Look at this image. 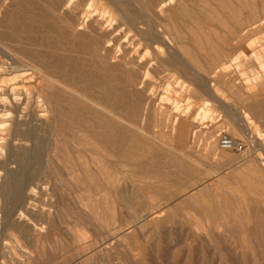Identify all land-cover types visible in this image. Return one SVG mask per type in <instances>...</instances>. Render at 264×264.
<instances>
[{
  "label": "rangeland",
  "instance_id": "1",
  "mask_svg": "<svg viewBox=\"0 0 264 264\" xmlns=\"http://www.w3.org/2000/svg\"><path fill=\"white\" fill-rule=\"evenodd\" d=\"M125 1L128 6L131 3L130 7L134 6L133 0H129L130 2L128 0ZM12 2L9 0L4 8H11L10 5ZM184 2L186 4L185 6H188L186 12L174 11L173 15H175L174 17L179 25L184 24V30L187 36L184 51L186 57L184 58L190 69L198 67V78L189 76L187 81L190 79V81L195 80L192 82L189 81L190 84H188L186 90L182 92L177 89L179 92L175 90L169 95H166L163 93L164 75L160 74L162 76L160 77L158 73H154V76L151 78L154 86L150 95L155 97V107L153 109L156 112H150L153 110L150 109L151 105L149 104L146 112L140 113L138 128L136 127L134 129L129 128L126 125L127 123L123 124L120 121L111 119L109 112H93L84 106L80 99L74 98L73 100L75 102L68 99V105L64 107V116L66 118L63 116L65 122H63V125L66 128L68 140L59 141L58 144L55 139L57 133L53 128H43V131L41 129L38 133L43 139L41 145V148H43V157L40 166L42 167V171L36 173L32 163L28 161V163L23 164L22 170L24 172H21V176L24 174L23 178H25V183L27 179L26 186L24 185L27 189L23 193L25 197L23 196V200L18 205L16 204L17 206L14 205V207H11L13 206L11 203L13 197H11L12 194L10 192L7 203L3 205L4 207L0 206L2 215L6 214L5 223L7 225L3 230L4 220L0 217V232H2V234L0 233V241L2 242L0 247V264H8L9 262L17 264L21 260V263L24 262L23 264H83V262L88 264V262L91 263L92 261L91 264H144V262L145 264H187L185 260L190 264H264V166H262L264 165V114H257L259 123L255 125L252 122V125H250L251 133L248 134H244L233 123L237 112H264V73L260 69V64L254 62L251 58L256 52L264 53V24L261 26L263 29L260 27L255 29V31L240 33V29L243 27L258 22L259 20L264 21V0H202L204 3L201 0H183ZM215 6H219V8ZM230 7L231 10H229ZM220 8L221 10H219ZM197 12L200 13L198 14ZM209 15L213 18H210ZM195 17L196 19H194ZM207 18L210 21H207ZM164 50L165 54H168V49ZM3 52L8 54L9 58H7L13 59L16 65L21 63L19 58L13 56L10 51L6 50ZM0 57H3V55ZM235 58H237L236 61ZM3 59L5 60L6 58ZM237 62L242 63V66ZM241 68L246 71L248 70L247 72L251 70L249 72L250 74L241 70ZM214 71H218L217 76L219 75V78L216 76L212 79L211 76ZM191 72L193 71L191 70ZM209 72L210 74H208ZM255 73L256 75L254 77L253 75ZM0 75V89H7L3 77L9 76V74ZM260 75L263 77H260ZM252 76L253 78L250 79ZM257 77L260 78L258 79ZM203 83L209 85L211 89L213 88L216 94L211 93L210 89L208 91L207 86ZM89 86V83H86V88L92 92V86L91 88ZM8 96H10L9 93ZM93 96L95 97V94ZM78 100L81 102L79 103ZM208 101L209 103H207ZM175 102H177V105ZM33 107L34 105H32V109ZM80 107L83 108L81 109ZM10 108H3L2 105L0 107V115L6 116V110ZM32 109L31 107L29 108L30 111ZM69 109H73V111L70 112ZM29 110L27 112H15L10 109L13 116L11 118L13 120L11 122L12 125H15V122L20 118L22 121L23 119L28 120L33 126H39L41 124L40 122L48 121L50 123L53 120L51 113L46 114V119H41L40 121L34 120V115L39 112H30ZM205 110L210 111L208 116L203 113ZM64 113L62 112V115ZM202 113L203 115H201ZM118 114L122 115L124 112H119ZM25 116L29 119H25ZM68 119L69 121H67ZM110 120L111 123H109ZM116 123L119 125H116ZM183 125L188 136L181 142L179 133ZM118 127L120 128L118 129ZM191 128L193 130L195 128V131H198L197 134H192L194 137L191 136L190 132L193 131ZM76 129L77 131H75ZM222 130H226L236 141L244 144V151L235 152L220 149L218 145V133ZM123 131L125 134H123ZM205 136L212 140V145L208 143ZM76 137L77 139L75 141ZM106 137L108 141L105 139ZM99 139L102 143H100ZM178 140L179 142H177ZM3 142L6 143V150L3 154L2 152L0 154V170L3 171V175L0 178V188L6 186L5 188L9 189L13 178L10 179L8 171L17 169L14 163H11V161L8 163L10 150H15L14 152H16V150L30 148L32 144L11 141L8 131L2 130L0 124V144ZM96 143L100 144L97 145ZM101 145L105 149L102 150ZM110 148L111 150H108ZM124 151L125 153H123ZM110 152L113 153L111 154ZM60 154L64 155V159L57 162L56 156ZM92 156L97 158H92ZM69 159L75 162L72 163ZM223 159L226 161L223 162ZM97 160L101 162L104 172L99 171L97 173L98 171L95 170L96 180H90L87 177L80 178L79 181L75 177L71 179L68 174L70 170L66 165L69 167H81L82 163H88L89 166L94 167L93 164ZM52 161L55 163L54 165H56L57 170L51 166L50 162ZM98 175H102L101 178L104 179H101ZM106 176L113 177L111 180H107L108 178ZM120 177L122 178L120 179ZM117 179L118 182L116 181ZM2 183L4 184L2 185ZM33 188H37L33 193L34 196L31 194L32 192L30 193ZM105 190L107 191L105 192ZM127 195L131 198L127 197ZM192 196H194V199ZM0 197L2 199L4 198V194L1 192ZM103 197L106 198L104 199ZM92 198L93 201H91ZM30 199L33 201L31 200V202ZM185 199H188V201ZM34 201H36V204ZM32 205L35 206L32 207ZM89 205L91 207L98 205L97 207L103 209L102 211L105 214L104 221L109 225L111 224L110 227H113H111V230L105 229L103 222L98 220L94 221L95 219L90 213L92 208ZM105 206L111 208V211L108 212L105 210L107 209ZM158 206H161V208ZM6 207L7 209H5ZM155 207L158 208L155 209ZM225 207L226 209H224ZM12 208H18L16 213L14 212L15 210L12 211ZM10 211L14 216L10 215L12 214ZM20 211H24L25 216H20ZM155 211L158 212V217L156 218L152 214ZM62 212H67L70 216H66L65 214L67 213L63 214ZM26 215L28 216L26 217ZM207 215L209 216L207 217ZM10 216H13V219ZM78 219L81 220L79 221ZM144 220L145 222H143ZM170 220L174 222H170ZM32 221H35V226ZM18 223L23 224L19 226ZM142 226L144 227L142 228ZM158 227L161 228H159V231ZM30 228L34 229L31 230ZM195 230L197 233L193 232ZM235 231L236 234L234 233ZM215 237L216 240L213 239ZM13 239L15 240L13 241ZM18 241L22 249L17 245ZM32 242L33 244L31 245L30 243ZM6 245L9 247H6ZM81 245L84 246L82 247ZM23 246L25 250L27 247L26 251L23 249ZM245 247L247 248L245 249ZM252 247L256 252L252 250ZM4 252L9 258L5 256ZM87 253L89 255L88 257L86 255ZM39 255H42L41 258ZM94 257H96V260Z\"/></svg>",
  "mask_w": 264,
  "mask_h": 264
},
{
  "label": "bare ground",
  "instance_id": "2",
  "mask_svg": "<svg viewBox=\"0 0 264 264\" xmlns=\"http://www.w3.org/2000/svg\"><path fill=\"white\" fill-rule=\"evenodd\" d=\"M8 1L9 0H0V56L3 55V57H0V74H4V75L5 74H9V76L3 77L4 78L3 81L6 82L7 89H0V107L3 105V108L4 107L5 108L11 107L10 109L14 110L15 112H21V111L22 112H27V110H29L30 107L32 109V105H34L33 109L31 111L30 110L29 111L30 112H39L38 114L34 115V117H33L34 120H38V121H40L41 119H46V114L47 113H51L53 115L52 122H50V123L48 121L47 122H40L41 124L39 123L40 124L39 126H33V125L30 124L31 122H28V120H24L23 119V121H22V120H20L21 118L18 121L15 122L16 123L15 125H12L11 122H13V120L11 118H13V116H12V112H10V109L6 110L7 113L3 112L4 111V109H3L2 112L6 113L7 114V115L5 114L6 116H1L0 115L1 129L4 130V131H8V134L10 135L11 141H13V142L14 141H16V142H24V143H31L32 144V146L30 148H25L23 150H16V152H14L15 150L14 151L10 150V158L8 160V163H9V161H11V163H14L16 165L17 169L12 170V171L11 170L8 171V175L10 176V179L13 178L12 179V183L10 184V188L9 189L5 188L6 186L5 187L2 186L3 188H0V192L2 194H4V198L3 199L0 197V206H3L5 203H7L8 199H9V194L11 192V194H12L11 197H13L12 202H11L13 204V206H11V207H14V205H16V204L18 205L19 202L21 203V201L23 200V196L25 197V195L23 194L24 190L27 189L25 187L26 186L25 184L27 183V179H26V183H25V178H23L24 174L21 176V174H22L21 172L23 171L22 170L23 164H25L28 161V162L32 163L33 169L35 170L36 173H39L40 171H42L41 170L42 167H40V166L42 164V157H43V152H42L43 148H41L43 139H42V137H40L38 132L41 129H42L41 131H43V128H50L51 127L57 133V137L55 138L57 143L59 141H62V140H66V139L68 140V134L66 133V128L63 125L65 123L64 122V118H63V116L65 115L64 107H66L65 105H68L67 104L69 102L68 99H71V100H73L74 98L80 99L83 102L84 106H86L87 108H89L93 112H107V113L109 112L111 119L116 120V121H120V123H123V124L127 123L126 125H128L129 128L131 127L132 129H134V128L137 127V125H139L138 121H139L140 113L146 112L147 106L149 104L151 105L150 109L153 110V111H150V112H156L153 109L155 107L154 106L155 97L150 95V93L152 91V88L154 86L152 84V81H151L152 80L151 78L154 76V73H158V76L160 74L164 75L163 80L164 79L165 80H164V86H163V88H164L163 93L166 94V95H169L171 92H173L175 90L176 91L179 90V91H182V92L184 90H186V88L188 87V84H190L189 81L191 80L189 78L190 80L187 81V78L189 76H191L192 78H196L197 74L199 73V70L197 69L198 67L196 68L194 66H193L194 67L193 69H190L188 64H187V62H186V60H185V58H184V57H186L184 51H185V47H186V41L185 40H186V37H187L186 33H185V30H184V24L179 25L177 23L175 17H174L175 15H173L174 11L181 12V13L184 12V11L186 12V8L188 6L187 7L185 6L186 4H185V2L183 3V0H133L134 1L133 2L134 3L133 4L134 8L130 7V5L132 3L128 6L126 4L125 0H10V2L13 1L12 4L10 5L11 8L5 9L4 7L8 3ZM201 2H202V0H201ZM202 3H204V2H202ZM210 4H212V3H210ZM206 5H207V3H206ZM216 5H217V3H216ZM219 6L218 7L215 6V7L219 8ZM221 7H223V6H221ZM231 7H233V6H231ZM231 7H230L229 10H231ZM258 8H260V7H258ZM203 9H205V8L203 7ZM219 10H221V8ZM198 11H199V9H198ZM202 12H201V14H202ZM254 13H256V12H254ZM178 15H179V13H178ZM183 15H185V14H183ZM202 15H204V14H202ZM197 16H199V15H197ZM210 16L211 15H209V17ZM196 17L194 19H196ZM255 17H257V16H255ZM187 18H189V16H187ZM208 18H207V21L209 20ZM210 18H213V17H210ZM230 18H231V16H230ZM263 24H264V21L263 20H259L258 22L252 23V24L240 29V33H248V32L253 31V30L255 31V29L260 28ZM231 30H232V28H231ZM164 49H168V51H169V52L167 51L168 54H165V50ZM6 50L10 51L13 56L19 58L21 63L16 65V63L13 61V59H11V58L8 59L9 55L5 54V52H3V51H6ZM162 52H164V53H162ZM3 58H6L5 60H7V61H5ZM251 58H252V60L254 62H256V63L258 62L260 64V69H261L262 73H264V53L256 52V53H254L252 55ZM236 60H237V58H235V61ZM253 61H251V62H253ZM191 63H193V62H191ZM237 63H240V62H237ZM240 65L242 66V63H240ZM191 70L193 72H191ZM241 70H244V69L241 68ZM244 71L246 73H249L251 70H249V72H247L248 70L247 71L244 70ZM208 74H210V72ZM217 74H218V71H214L212 73V76H211L212 79L214 77H216ZM257 74H259V73H257ZM255 75H256V73L253 76L255 77ZM218 76H217V78H219ZM253 76L250 77V79L253 78ZM160 77H162V76L160 75ZM260 77H263V76L260 75ZM193 80H195V79H193ZM192 81H190V82H192ZM208 81H210V80H208ZM212 82H210V83H212ZM86 83H89V85H90L89 87L90 88L92 86V88H91L92 92L89 91L88 88H86ZM204 85L207 86L208 91L210 89L211 93L216 94V91L213 90V88L211 89V87H209V85H207V84H204ZM197 91L199 92V90H197ZM157 92H159V91H157ZM8 93H9L10 96H8ZM94 94H95V97L93 96ZM154 94L156 95V93H154ZM214 94H212V95H214ZM166 95H163V96H166ZM214 96H216V95H214ZM159 100H160V98H159ZM81 101H79V103ZM162 101H163V99H162ZM176 103L177 102H175V104ZM207 103H209V101ZM70 106H73V105H70ZM77 107H79V106H77ZM70 108H72V107H70ZM80 108L82 109L83 107H80ZM148 108H149V106H148ZM73 109H71V110L69 109L70 112L73 111ZM81 109H80V111H82ZM180 110H181V108H180ZM258 111H260V110H258ZM40 112H41V114H40ZM62 112L64 113L63 115H62ZM117 112L118 113L119 112H121V113L124 112V114L121 115V114H118ZM203 113L208 116L210 111L205 110ZM203 113L201 115H203ZM28 114H30V113H28ZM64 117L66 118V116H64ZM107 117H108V115H107ZM141 117H142V115H141ZM156 117H158V116H156ZM25 119H29V118H26V116H25ZM108 119H110V118H108ZM240 119H241V117H240ZM32 121H33V119H32ZM67 121H69V119ZM71 122H73V120H71ZM155 122H154V124H155ZM244 122H246V121H244ZM109 123H111V120H110ZM190 124H191V122H190ZM67 125H68V123H67ZM116 125H119V124L116 123ZM74 127H72V128H74ZM119 128L120 127H118V129ZM184 128H185L184 125L181 126V128H180V133L179 134H180L181 142H183L185 140V138H187L186 136H188L187 132H186V130ZM75 131H77V129ZM193 131H195V128H194ZM193 131L190 132L191 136H193L194 134H197V132H198V131H195V132H193ZM68 132H69V130H68ZM106 132H107V130H106ZM139 133H140V131H139ZM106 134H108V133H106ZM123 134H125V132ZM209 134L211 135V133H209ZM96 136H98V135H96ZM96 136H95V138H96ZM101 136L103 137V135H101ZM195 136H197V135H195ZM107 137H108V135H107ZM107 137L105 138L106 140H107ZM206 138H207L208 143H210L212 145V140L210 138H208V137H206ZM76 139H77V137L75 138V141H76ZM121 139H123V138H121ZM94 140L96 141V139H94ZM72 141H70V142H72ZM87 141H86V143H87ZM99 141H100V139H99ZM114 141H115V139H114ZM103 142H105V141H103ZM177 142H179V140ZM72 143H74V142H72ZM89 143H90V141H89ZM100 143H102V141H100ZM118 143H120V142H118ZM5 144H6L5 142L0 144V154H1V152H2V154L5 152V150H6ZM99 144H97V145H99ZM114 146H115V144H114ZM114 146H112V148H114ZM177 146H179V145H177ZM101 147H102V145H101ZM104 147H106V146L104 145ZM103 149H105V148L102 147V150ZM108 150H111V148L108 149ZM86 151H88V150H86ZM99 151H100V149H99ZM102 152H104V151H102ZM89 153H90V151H89ZM91 153H93V152H91ZM123 153H125V151ZM169 157H171V156H169ZM188 157L190 158L189 155H188ZM92 158H97V157H93L92 156ZM62 159H64V155L63 154H60V155L56 156V161L57 162H60V160H62ZM81 160H82V156H81ZM262 160H263V158H262ZM98 161L99 160L94 162V164H93L94 167L93 166H89L88 163H82L81 167L80 166H70L69 167L68 165H66V167L70 170L68 174L70 175L71 179L75 177V179H77L78 181L80 180V178H83V177H85V178L87 177L90 180H96L95 179V176H96V171L95 170L98 171L97 173H99V171L100 172H104V170L102 169L103 167L101 166V162H98ZM224 161H226V160L223 159V162ZM74 162H72V163H74ZM50 164H51V166H53L56 169V165H54L55 163H53V161L50 162ZM260 164H261V162H260ZM262 166H264V165H262ZM46 169H47V167H46ZM105 169H106V167H105ZM116 172H118V171H116ZM2 175H3V171L0 170V178H1ZM38 175H40V174H38ZM101 176L102 175H100L99 177L101 178ZM106 177L108 179L107 178H105V179L111 180V178L113 176L112 177L111 176H106ZM121 178L122 177H120V179ZM97 179H99V178L97 177ZM101 179H104V178H101ZM59 181L61 182V180H59ZM64 181L66 182V180H64ZM116 181L118 182V179ZM71 183H72V181H71ZM105 183H106V181H105ZM108 183H109V181H108ZM3 184L4 183H2V185ZM65 185H66V183H65ZM113 188H114V186H113ZM35 189H37V188H35ZM35 189L34 188L31 189L30 193L32 192L31 193L32 195L35 192ZM106 189H107V187H106ZM54 190H55V188H54ZM106 191L107 190H105V192ZM108 191H109V188H108ZM111 192L113 193V191H111ZM84 193H86V192H84ZM94 194H96V193H94ZM93 195H92V197H93ZM124 196H123V198H124ZM127 197H129V196L127 195ZM192 197L194 199V196H192ZM129 198H131V197H129ZM31 200L32 199H30V201ZM115 200H116V197H115ZM185 200L188 201V199H185ZM85 201H87V200H85ZM91 201H93V198H92ZM35 202L36 201H34V203ZM131 202H133V201H131ZM86 204H88V203H86ZM117 204L120 205L119 203H117ZM29 205H30V203H29ZM29 205H27V206H29ZM82 205H84V204H82ZM104 205H105V203H104ZM33 206H35V205H32V207ZM86 206H88V205H86ZM97 206L94 205L93 207H91L89 205V207L92 208L91 212H90L91 216L95 219L94 221L98 220L100 222H103V226L105 227V229H110L111 230V227H112V226L110 227L111 224L109 225L108 223H105V221H104V219H105L104 215L105 214L102 211L103 209H100ZM119 207H121V206H119ZM158 207L161 208V206H158ZM158 207H155V209L158 208ZM85 208H87V207H85ZM105 208H107L105 210H107L108 212L111 211V208H108V206L107 207L105 206ZM5 209H7V207ZM12 209L11 210L12 211L15 210L14 212L16 213L18 208L17 209L12 208ZM224 209H226V207ZM3 211H5V210H3ZM156 211L154 213H152L153 215H155L154 216L155 218L158 217L157 216L158 212H156ZM6 213H7V211H6ZM64 213H67V212H64ZM105 213H106V211H105ZM116 213H117V211H116ZM144 213H146V212L144 211ZM148 213H149V211H148ZM87 214H89V213H87ZM5 215L6 214L2 215L1 209H0V217H2V219L4 220V223H3V226H2L3 230H4V228L7 227V225L5 223ZM10 215H13V213L10 214ZM65 215L67 216L69 214L67 213ZM142 215H143V213H142ZM191 215H193V214H191ZM230 215H231V213H230ZM13 216L12 217L10 216V217L13 219ZM20 216H25L24 211H20ZM27 216L28 215H26V217ZM120 216H121V214H120ZM174 216H172V217H174ZM208 216L209 215H207V217ZM32 217H33V215H32ZM144 217L146 218V216H144ZM169 217L171 218L170 215H169ZM212 217H213V215H212ZM60 218H58V219H60ZM64 218H66V217H64ZM174 218H176V217H174ZM186 218H187V216H186ZM166 219H168V218H166ZM43 220H45V219H43ZM53 220H54V218H53ZM66 220H68V219H66ZM78 220L80 221L81 219H78ZM153 220H155V219H153ZM197 220H200V219H197ZM16 221H19V220H16ZM35 221H36V219H35ZM35 221H32L33 224H34ZM135 221H136V219H135ZM43 222H42V227H43ZM143 222H145V220ZM143 222H141V223H143ZM154 222H157V221H154ZM170 222H174V221L170 220ZM220 222H222V221H220ZM23 223H20V224L18 223V224L20 226ZM137 224H139V223H137ZM163 224H164V221H163ZM168 224H170V223H168ZM205 224H207V223H205ZM205 224H203V225H205ZM35 225L36 224H34V226ZM96 225H97V223H96ZM122 225H121V227H123ZM196 225H197V222H196ZM22 227H24V226H22ZM42 227H41V229H43ZM49 227L51 228L50 225H49ZM143 227L144 226H142V228ZM193 227H194V224H193ZM198 227H199V225H198ZM34 228H32V229H34ZM159 228L160 227H158V231H159ZM200 228H202V227L200 226ZM220 228H222V227H220ZM13 229H14V227H13ZM68 229H70V228H68ZM145 229H147V228H145ZM123 230H124V228H123ZM75 231H76V229H75ZM193 232H196V230L193 231ZM0 233L2 234V232H0ZM234 233L236 234V231ZM184 234H186V233H184ZM220 234H222V232H220ZM20 235H21V233H20ZM109 235L111 236V234H109ZM188 237H187V239H188ZM213 239L216 240V237L213 238ZM14 240L15 239H13V241ZM72 240H73V238H72ZM207 240H208V237H207ZM120 241H122V240H120ZM133 241H135V240H133ZM224 241H226V240H224ZM26 242L27 241L25 240V243ZM14 243H17V242H14ZM1 244H2V242L0 241V247H1ZM30 244L32 245L33 242L30 243ZM96 244H98V243H96ZM17 245L22 249L21 245L19 244V241H18ZM76 245H78V244H76ZM139 245H138V247H139ZM245 245H247V244H245ZM7 246L8 245H6V247ZM85 246L87 247V245H85ZM88 247H89V245H88ZM92 247H90V248H92ZM241 247H243V246L241 245ZM246 248L247 247H245V249ZM23 249H24V246H23ZM30 249H31V247H30ZM39 249H40V247H39ZM93 249H94V247H93ZM26 250H27V247H26ZM134 250H136V249H134ZM252 250H253V247H252ZM92 251H94V250H92ZM253 251H255V249ZM30 252H32V251H30ZM77 254H78V252H77ZM86 255H87V257L89 256L88 253ZM5 256H7L6 253H5ZM35 256H36V254H35ZM41 256H40V258H41ZM29 257H30V255H29ZM94 258L96 260V257H94ZM26 260H28V259H26ZM8 261H9V259H8ZM21 261L18 262L17 264H23L24 263V262L21 263ZM185 261H186L187 264H190V263L187 262V260H185ZM0 263H1V260H0ZM40 263H41V261H40ZM91 263L88 262V264H91ZM10 264H12V263H10ZM28 264H30V263H28ZM83 264H85V263L83 262ZM144 264H145V262H144Z\"/></svg>",
  "mask_w": 264,
  "mask_h": 264
},
{
  "label": "crops",
  "instance_id": "3",
  "mask_svg": "<svg viewBox=\"0 0 264 264\" xmlns=\"http://www.w3.org/2000/svg\"><path fill=\"white\" fill-rule=\"evenodd\" d=\"M259 113L264 114V112H237V115H235V118L233 119V123L235 126H237V128L239 130H242V132L244 134L250 133V130H251L250 125H252V122H254L253 124H255V125L259 123V121L257 119V114H259ZM240 117H241V119H240ZM247 117L249 120L247 119ZM244 121H246V122H244Z\"/></svg>",
  "mask_w": 264,
  "mask_h": 264
},
{
  "label": "built area",
  "instance_id": "4",
  "mask_svg": "<svg viewBox=\"0 0 264 264\" xmlns=\"http://www.w3.org/2000/svg\"><path fill=\"white\" fill-rule=\"evenodd\" d=\"M218 145L225 151L243 152L245 148L244 144L236 141L226 130L218 133Z\"/></svg>",
  "mask_w": 264,
  "mask_h": 264
}]
</instances>
